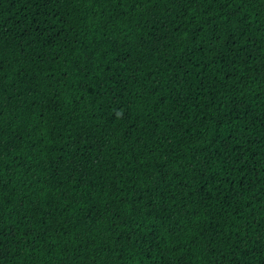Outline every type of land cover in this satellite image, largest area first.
Wrapping results in <instances>:
<instances>
[{
  "label": "trees",
  "instance_id": "obj_1",
  "mask_svg": "<svg viewBox=\"0 0 264 264\" xmlns=\"http://www.w3.org/2000/svg\"><path fill=\"white\" fill-rule=\"evenodd\" d=\"M0 131V264H264L261 0H0Z\"/></svg>",
  "mask_w": 264,
  "mask_h": 264
},
{
  "label": "snow or ice",
  "instance_id": "obj_2",
  "mask_svg": "<svg viewBox=\"0 0 264 264\" xmlns=\"http://www.w3.org/2000/svg\"><path fill=\"white\" fill-rule=\"evenodd\" d=\"M175 2L177 3V4H180V3H182L183 2V0H175ZM245 2H247V3H253V2H255V0H241V3H245ZM261 3H262V5H264V0H261ZM0 135H3V132L2 131H0ZM23 205H21V207H22Z\"/></svg>",
  "mask_w": 264,
  "mask_h": 264
}]
</instances>
